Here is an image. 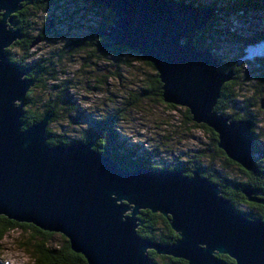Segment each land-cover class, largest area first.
<instances>
[{
	"label": "water",
	"instance_id": "1",
	"mask_svg": "<svg viewBox=\"0 0 264 264\" xmlns=\"http://www.w3.org/2000/svg\"><path fill=\"white\" fill-rule=\"evenodd\" d=\"M24 1L0 0V215L63 234L88 264H153L150 250L190 264H264V218L237 211L201 170L190 176L185 170L125 169L97 151L95 140L51 145V112L24 127L25 101L36 79L26 77L7 52L23 37L15 15ZM87 1L114 12V23L97 33L110 41L100 48L125 46L153 63L164 101L188 108L195 122L218 134L231 160L252 171L253 122L233 121L216 109L223 85L236 73L220 70L213 51L196 45L216 9L179 0ZM245 53L239 66L264 58V41ZM243 192L248 201L264 205L261 190ZM146 209L168 218L179 236L175 242L158 243L138 233Z\"/></svg>",
	"mask_w": 264,
	"mask_h": 264
},
{
	"label": "trees",
	"instance_id": "2",
	"mask_svg": "<svg viewBox=\"0 0 264 264\" xmlns=\"http://www.w3.org/2000/svg\"><path fill=\"white\" fill-rule=\"evenodd\" d=\"M83 1L89 5L75 8L72 6L71 10L70 7L64 6L62 0H25L22 9L15 15L18 20V28H21L24 33L23 38L15 44L24 51V54L20 58H16L11 54L10 48L7 52L12 61L20 63L24 69L29 71L30 77H37V82L29 90L25 101L24 127L39 123L51 112L52 118L47 128L48 143L51 145L67 146L79 142L89 143L95 140L94 148L97 151L119 162L125 169L145 166L152 169L185 170V174L190 176L195 170H201L204 177L209 178L212 183L219 186L222 194L232 202L237 211L251 219L264 218V205L248 201L243 192L244 189H256L264 192L263 156L258 143L259 135H256V126L259 122L256 115L262 109L261 105L258 106L257 104V98L264 95V58H256L254 61L246 60L241 66L238 65L239 59L246 54L245 49L249 45L264 41V27L253 32L250 29V31L242 30V28H238L237 24L230 26L229 23L230 18L242 17L247 21L250 17H254L258 11L264 10V0H219L214 3L203 2L205 0H179L216 9V14L209 25L199 30L196 45L199 48L208 47L213 51L221 63L220 70L233 69L236 73L232 81L223 85L216 109L233 121L251 120L253 122L256 151L254 153L255 168L252 171L244 169L240 164L231 160L225 151L219 147L218 134L206 124L195 122L188 108L164 101L162 96L163 84L153 63L146 61L139 53L131 51L125 46L111 45L106 46L103 50L100 48V44L105 45L110 41L103 36H98L97 33L102 28L114 23V12L92 1ZM52 8L57 11H52L55 16L59 18L64 15L70 22L68 23L66 20V24H72L73 29L79 28L81 34L69 39V41H64L66 44L58 47L59 49L56 48L57 55L52 56L47 52V54L30 53L31 45L36 36H41L43 40L46 39L48 32L45 22L39 21V16ZM80 28H84V31ZM68 33L66 31L65 36ZM235 50H237L236 53ZM128 53L134 55L133 61L130 60ZM223 54L232 55L225 59ZM72 56H80L83 60L104 67V69L116 65L117 69L110 70V75L104 74L106 81L119 70V67H128L133 65L135 61H141L151 71L144 73V77L133 84L136 91H130L129 98L131 101L129 104L127 103V106L132 104L134 106L144 99L164 102L170 109L182 112L184 122L188 123L192 129L204 130L210 136L211 144L208 147L198 149L194 155L191 154L186 158L177 157L170 165L168 163L159 167L153 163L156 155L158 156V150H148L143 148V145L121 140L117 132V120L121 119L125 112L119 108L95 119L94 125L85 129L79 138H72L64 128L62 131H55L52 126L55 121L63 116L71 118L73 113L78 110L69 93L75 84L72 81L55 83L50 89L45 78H56L58 75L57 65L64 63V61L67 62V59ZM249 85L253 86V88L251 87L252 90H249L253 92V96L246 98L244 93L248 90ZM96 88L94 85L90 86L91 90L95 91ZM204 162H208V164H204ZM232 166L240 170L242 177L234 176L228 172V170H232ZM240 206L246 208L242 209ZM139 218L143 222L138 228V233L142 237L163 244H170L178 239L179 236L172 229L168 218L161 213H154L146 209L141 211ZM15 229L29 232V237L21 243L31 254L33 264H88L85 256L75 252L71 248L69 239L63 234H60L62 242L54 244L51 239L55 235L54 232L43 230L32 223H21L0 215V241ZM149 255L153 264H190L185 259L159 255L154 250H150ZM219 256L229 263L234 262L228 255L221 254Z\"/></svg>",
	"mask_w": 264,
	"mask_h": 264
},
{
	"label": "rangeland",
	"instance_id": "3",
	"mask_svg": "<svg viewBox=\"0 0 264 264\" xmlns=\"http://www.w3.org/2000/svg\"><path fill=\"white\" fill-rule=\"evenodd\" d=\"M218 1L205 0L203 2L214 3ZM62 3L65 7H70L71 10L72 6L75 8L89 5L83 0H62ZM52 11L57 12L52 8L47 12L41 13L39 21L45 22V19ZM250 18L247 21L242 17L230 18L229 23L230 26L237 24L238 28H242V30L250 29L253 32L264 27V10L258 11L254 17ZM66 20L70 23L64 15L60 16V22L55 26L57 32L54 35L51 34L52 37L48 39L47 44L42 43L39 47L31 49L30 53L37 50L40 54L57 55L56 48L66 44L64 41H69V39L81 34V31L78 30L79 28L73 29L72 24H66ZM80 30L84 31V28H80ZM66 31L69 32L67 36H65ZM48 44H50L49 47L46 46ZM12 52L17 53V56L20 57L24 54V51L17 46L12 48ZM127 55L133 61L134 55L130 53ZM231 55L223 54V57L227 59ZM88 63L87 60H83L80 56H72L67 59V62L64 61V63L57 65L58 75L56 78L53 76H51L53 78H45L50 89L55 83L72 81L75 84L69 93L78 110L73 113L71 118L63 116L55 121L52 124L55 131H62L64 128L72 138H79L85 129H89L90 126L94 125L95 119L119 108L125 112L121 119L117 120V132L121 140L143 145V148L148 150H158V156L156 155L153 163L159 167H163L168 163L170 165L177 157L186 158L191 154L194 155L198 149L208 147L211 144L210 136L204 130L192 129L188 123L184 122L182 112L170 109L164 102L144 99L134 106H132L133 104L127 106V103L129 104L131 101L129 98L131 95L130 91H136V87L133 84L142 79L144 73L151 71L141 61H135L133 65L128 67H119V70L108 81L105 80L104 74L110 75V70L117 69L116 65L105 68V71L104 67L91 63L88 66ZM93 85L97 87L95 91L90 89V86ZM251 87L253 88V86L249 85L248 90L244 93L246 98L253 96V92L249 91L252 90ZM263 98L264 95L257 98L258 106L261 105ZM256 116L259 121L256 126V135H259L258 143L263 156L262 163L264 164V109L262 108L261 111H258ZM204 164H208V162H204ZM228 172L234 176L242 177L240 170L234 166ZM240 208L244 209L246 207L240 206ZM29 235V232H23L21 229L12 230L6 235L0 241V264H33L31 254L27 252L21 243ZM51 239L54 244L62 242L60 233H55Z\"/></svg>",
	"mask_w": 264,
	"mask_h": 264
},
{
	"label": "flooded vegetation",
	"instance_id": "4",
	"mask_svg": "<svg viewBox=\"0 0 264 264\" xmlns=\"http://www.w3.org/2000/svg\"><path fill=\"white\" fill-rule=\"evenodd\" d=\"M68 1V0H67ZM76 1V0H75ZM67 3H69V2H67ZM15 19H16V21L18 22V20H17V18L15 17ZM50 19V20H49ZM58 22H60L59 21V18L57 17V16H55L53 13H50L48 16H47V18L45 19V26H46V31L48 32L47 33V36H46V39H42V37L41 36H36V39H39L38 40V42L36 43V44H34L33 45V43H34V41L36 40H34L33 41V43H32V45H31V49H33V48H35V47H39V45H41L42 43H45V44H47L46 42L48 41V39L50 38V37H52V35H54L57 31H56V28H55V26L58 24ZM21 29V28H20ZM22 31V30H21ZM23 33V32H22ZM71 33V32H70ZM52 34V35H51ZM23 36H24V33H23ZM23 38V37H22ZM21 38V39H22ZM20 40V39H19ZM18 41V40H17ZM16 41V42H17ZM15 42V43H16ZM13 44L11 47H10V50H11V54L13 55V56H15L16 58H20V56H17V53H14V52H12V48L13 47H16V44ZM47 47H49L50 46V44H48V45H46ZM33 53H36V54H39L40 52H38L37 50L36 51H33ZM46 53V52H45ZM20 64V63H19ZM93 64V63H92ZM94 65V64H93ZM89 66V65H88ZM23 67V66H22ZM24 69V68H23ZM25 71H26V77H30L29 76V71L28 70H26L25 69ZM107 74V73H106ZM30 78H35L36 79V82H37V77H30ZM95 81H97L96 79H95Z\"/></svg>",
	"mask_w": 264,
	"mask_h": 264
}]
</instances>
